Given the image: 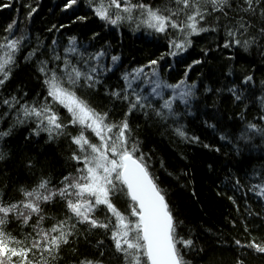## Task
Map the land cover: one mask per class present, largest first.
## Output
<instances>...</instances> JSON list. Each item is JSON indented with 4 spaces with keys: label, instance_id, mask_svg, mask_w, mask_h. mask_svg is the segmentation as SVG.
Segmentation results:
<instances>
[{
    "label": "snow or ice",
    "instance_id": "obj_1",
    "mask_svg": "<svg viewBox=\"0 0 264 264\" xmlns=\"http://www.w3.org/2000/svg\"><path fill=\"white\" fill-rule=\"evenodd\" d=\"M77 4L78 0H65L62 10ZM0 7L11 4L0 3ZM88 7L102 26L144 32L163 40L167 50L146 64L121 71V56L112 54L110 45L89 52L87 45H78L75 35L68 37L62 51L57 40L51 41V49L38 43L24 61L35 65L41 91L26 100L28 93L21 95L20 89L16 95L3 94L28 39L18 20L4 25L0 33V124L8 122V127H0V163L12 159L3 147L7 138L20 127H29L27 140L66 143L68 170L57 175L28 158L23 163L28 182L0 183V264H65L66 252L72 257L71 264H192L189 254L193 251L200 255L198 264H215L211 252L196 245L195 234L180 218L150 163L152 154L144 151L141 125L134 127L133 121L142 117L146 131L171 129L185 143H200V137L190 136L184 124V118L196 115L200 108L195 104L200 99L197 83L188 82L187 72L183 79L169 83L161 76V61L180 57L177 63L187 62L184 53L197 42L193 38L212 33L220 37L215 43L217 51L258 49L264 53V0H88ZM29 8L31 16L35 9ZM88 18L87 14L76 15L78 21ZM99 35L96 32L93 39ZM210 51L201 49L205 57ZM227 58L234 60L235 56ZM203 63L193 58L188 71ZM225 67L224 78L232 77L233 67ZM116 72L122 83L108 85V74ZM255 83L254 76L245 72L239 84L232 80L229 85L204 89L218 97L226 90L239 117H232L238 124L229 132L225 129L230 125L219 112L204 113L208 119L203 123L219 132L223 143L215 148L203 146L221 155H227L223 149L230 148L240 157L235 171L233 164L226 165L231 172L227 179L236 191L251 192L264 202V164L257 169L243 163L254 158V149L260 150L255 158L264 161V80L259 95ZM252 109L257 111L249 119ZM9 191L18 198L9 196ZM229 199L236 204L234 196ZM248 215L264 221V213L251 207ZM257 228L264 229V224ZM244 231V239L234 237L229 245L235 252L233 264L264 260V231L254 234L247 223ZM81 243L86 246L83 252Z\"/></svg>",
    "mask_w": 264,
    "mask_h": 264
},
{
    "label": "trees",
    "instance_id": "obj_2",
    "mask_svg": "<svg viewBox=\"0 0 264 264\" xmlns=\"http://www.w3.org/2000/svg\"><path fill=\"white\" fill-rule=\"evenodd\" d=\"M150 2L155 3L156 0H150ZM0 3L11 4L9 8L0 7V33L7 22L16 19L19 21L21 32L28 37L18 56L19 66L15 68L12 80L3 90L5 96L16 95L17 89H20L21 95L23 92L28 93L24 99L31 100L41 91L35 65L24 61V56L38 43L44 45L46 49H51V41L57 40L62 51L68 44V37L75 35L78 38V45L81 48L87 45L89 52H95L102 47L107 49L110 45L111 53L121 56L123 65L121 71L146 64L150 59L158 58L167 50L163 40L157 41L155 37L144 32L133 33L126 27L123 30H116L102 26V22L91 15L88 0H78V4L67 11L62 10L65 0H0ZM29 5L35 9L31 16H29L31 11ZM86 14L89 17L88 20H76V15ZM74 20H76L75 23H73ZM53 25L56 27L53 28ZM50 28L52 31H49ZM96 32L100 35L93 39ZM19 34L21 33H17ZM193 39L197 42L188 53H184L187 62L177 63L180 57L175 59L166 57L164 61H161L160 72L162 78L169 83H176L183 79L185 72L188 73L189 83H197L200 99L195 104H199L200 108L196 111L194 104L193 111H196V115L185 117L184 124L188 134L199 136L201 142L185 143L179 140L171 129L165 131L163 128L159 130L151 128L146 131L142 117L134 120L133 126L135 127L136 123L141 125L139 135L144 141V151L152 154L150 163L156 175L159 176L162 186L168 189L180 218L195 234L193 238L196 245L209 250L215 264H233L235 252L229 245L234 237L244 239L245 223L254 234L264 231L257 228V225L264 224V221H261L259 217L248 215L249 207L255 212L264 213V202L254 197L251 192L245 195L243 191H236L232 187V182L227 179L231 172L226 165L233 164L232 171H235V161L241 160L240 157L234 156L230 148H224L223 151L227 155H221L203 146L210 144L215 148L223 143L219 140V132L203 123L208 119L204 113L219 112L221 118L230 125L225 129L229 132L233 131L238 124V120H233L232 117L234 115L239 117V111L228 102L226 90L218 97L205 92L204 89L207 87L216 89L229 85L232 80H236L239 84L240 78L248 72L254 76L256 82L254 90L259 95L260 81L264 80V53L258 49L251 52L232 49L217 51L215 43L219 42L220 37H216L214 33ZM202 48H211L208 57L203 55ZM229 55H234L235 59L229 60L227 58ZM193 58L205 60L206 63L193 65L191 71H188V64ZM225 65L234 69V75L227 79L224 78L228 70ZM108 75L110 77L107 79L108 85L122 83L119 80L120 72ZM213 101L216 102L215 106ZM256 111L257 109H252L249 119L256 114ZM0 127L7 128L8 122L0 124ZM29 132V127H20L7 138V144L3 145L12 159L6 164L0 163V183H10L14 186L17 183L28 182L29 174L23 168V163L28 158H32L39 165L46 166L48 171L57 175L68 170L64 164L66 143L57 145L46 144L43 139L27 140ZM259 155L260 150L254 149L252 152L254 158L251 161L245 159L243 163L250 165L251 168L259 169L264 164V161L255 158ZM247 156L246 152L245 157ZM161 161L164 167H161ZM169 172L173 175L170 176ZM8 195L18 198L11 191ZM230 196L235 197L236 204L232 203ZM13 231L18 233L16 229ZM218 241L228 243H218ZM80 247L82 252L86 250L83 243ZM65 256V264H71V255L66 252ZM189 257L192 264L200 262V255H197L195 251L190 253ZM251 264H264V260H253Z\"/></svg>",
    "mask_w": 264,
    "mask_h": 264
}]
</instances>
